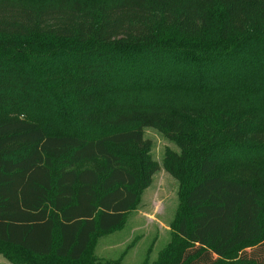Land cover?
I'll return each instance as SVG.
<instances>
[{"label": "trees", "instance_id": "16d2710c", "mask_svg": "<svg viewBox=\"0 0 264 264\" xmlns=\"http://www.w3.org/2000/svg\"><path fill=\"white\" fill-rule=\"evenodd\" d=\"M146 127L180 149L173 264H264V0H0L8 261L80 264L120 226L158 169Z\"/></svg>", "mask_w": 264, "mask_h": 264}, {"label": "rangeland", "instance_id": "374dc122", "mask_svg": "<svg viewBox=\"0 0 264 264\" xmlns=\"http://www.w3.org/2000/svg\"><path fill=\"white\" fill-rule=\"evenodd\" d=\"M144 138L151 143L158 164L151 184L120 226L95 235L80 264H173L179 258L185 245L175 228L183 209L179 181L165 169L164 159L168 150L179 153L180 149L155 128L146 127ZM95 166L88 163L83 167Z\"/></svg>", "mask_w": 264, "mask_h": 264}, {"label": "crops", "instance_id": "0c3cea01", "mask_svg": "<svg viewBox=\"0 0 264 264\" xmlns=\"http://www.w3.org/2000/svg\"><path fill=\"white\" fill-rule=\"evenodd\" d=\"M0 260H1L0 264H12L3 255L0 257Z\"/></svg>", "mask_w": 264, "mask_h": 264}]
</instances>
